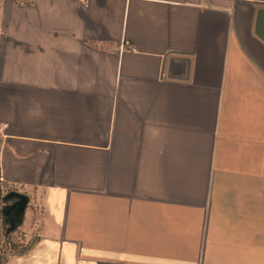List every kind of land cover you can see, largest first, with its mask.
Returning a JSON list of instances; mask_svg holds the SVG:
<instances>
[{"label":"crops","instance_id":"0c3cea01","mask_svg":"<svg viewBox=\"0 0 264 264\" xmlns=\"http://www.w3.org/2000/svg\"><path fill=\"white\" fill-rule=\"evenodd\" d=\"M258 4L0 0L4 264H264Z\"/></svg>","mask_w":264,"mask_h":264},{"label":"water","instance_id":"95a60500","mask_svg":"<svg viewBox=\"0 0 264 264\" xmlns=\"http://www.w3.org/2000/svg\"><path fill=\"white\" fill-rule=\"evenodd\" d=\"M260 7L255 15L254 34L264 43V4H258ZM177 64H183V73L181 76L176 77L173 74V68ZM187 65L188 60L182 58L171 57L166 62V74L167 79L185 81L187 80ZM0 201L5 205L0 208V215L3 219L5 235L14 232L21 224L23 213L28 203V198L17 192H9L4 196L0 194Z\"/></svg>","mask_w":264,"mask_h":264},{"label":"trees","instance_id":"16d2710c","mask_svg":"<svg viewBox=\"0 0 264 264\" xmlns=\"http://www.w3.org/2000/svg\"><path fill=\"white\" fill-rule=\"evenodd\" d=\"M9 192H16L14 189L7 188L1 181H0V194L2 196L6 195ZM5 204L0 201V208L4 206ZM5 230V225L3 222V219L0 215V264H4L5 258L8 255H21L27 250V244H23L20 241L19 236L17 238L19 239L18 241L13 239V236L16 235L17 233L14 231L8 235H5L4 233Z\"/></svg>","mask_w":264,"mask_h":264},{"label":"built area","instance_id":"2783aa9c","mask_svg":"<svg viewBox=\"0 0 264 264\" xmlns=\"http://www.w3.org/2000/svg\"><path fill=\"white\" fill-rule=\"evenodd\" d=\"M124 45H125V47H127L131 52H134V49H133L128 43H125ZM4 127H5L4 125L0 126V128H4Z\"/></svg>","mask_w":264,"mask_h":264},{"label":"rangeland","instance_id":"374dc122","mask_svg":"<svg viewBox=\"0 0 264 264\" xmlns=\"http://www.w3.org/2000/svg\"><path fill=\"white\" fill-rule=\"evenodd\" d=\"M18 235H19L18 233H17L16 235H14V236H13V239L16 240V241H18V240H19V239L17 238ZM18 242H20V241H18Z\"/></svg>","mask_w":264,"mask_h":264}]
</instances>
